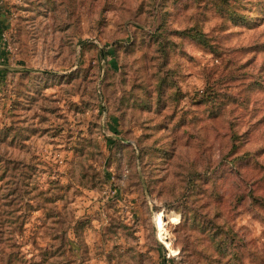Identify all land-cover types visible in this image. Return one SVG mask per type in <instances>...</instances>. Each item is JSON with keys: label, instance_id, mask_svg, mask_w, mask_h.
I'll return each instance as SVG.
<instances>
[{"label": "rangeland", "instance_id": "rangeland-1", "mask_svg": "<svg viewBox=\"0 0 264 264\" xmlns=\"http://www.w3.org/2000/svg\"><path fill=\"white\" fill-rule=\"evenodd\" d=\"M0 264H264V0H0Z\"/></svg>", "mask_w": 264, "mask_h": 264}, {"label": "trees", "instance_id": "trees-1", "mask_svg": "<svg viewBox=\"0 0 264 264\" xmlns=\"http://www.w3.org/2000/svg\"><path fill=\"white\" fill-rule=\"evenodd\" d=\"M233 13H235V12H233ZM242 19L245 20V18H242ZM193 37L196 38V39H198V40H200L202 43L207 44L206 36H205L204 33L199 32L198 34L193 35Z\"/></svg>", "mask_w": 264, "mask_h": 264}, {"label": "bare ground", "instance_id": "bare-ground-1", "mask_svg": "<svg viewBox=\"0 0 264 264\" xmlns=\"http://www.w3.org/2000/svg\"><path fill=\"white\" fill-rule=\"evenodd\" d=\"M158 226L160 227V237L164 239V235H165V232L163 231L164 230V227H163V221L162 219H159L158 221ZM165 244L167 247H169V242L168 241H165Z\"/></svg>", "mask_w": 264, "mask_h": 264}]
</instances>
